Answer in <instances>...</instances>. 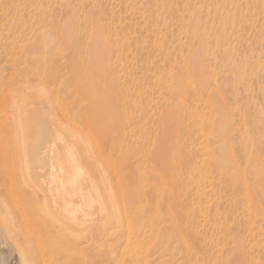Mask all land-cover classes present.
Listing matches in <instances>:
<instances>
[{
	"label": "rangeland",
	"instance_id": "obj_1",
	"mask_svg": "<svg viewBox=\"0 0 264 264\" xmlns=\"http://www.w3.org/2000/svg\"><path fill=\"white\" fill-rule=\"evenodd\" d=\"M95 70L109 201L60 243L0 204V264H264V0H0V106Z\"/></svg>",
	"mask_w": 264,
	"mask_h": 264
},
{
	"label": "bare ground",
	"instance_id": "obj_2",
	"mask_svg": "<svg viewBox=\"0 0 264 264\" xmlns=\"http://www.w3.org/2000/svg\"><path fill=\"white\" fill-rule=\"evenodd\" d=\"M102 61L98 58L97 63L92 64L93 67H99L100 65H97ZM75 70L79 73L78 69ZM97 71H93L90 89L84 86L77 76L75 83L72 79L74 85H71L69 90H60L62 94L59 89L55 90V99L42 84L36 85L37 89H33L31 80L27 78L16 89L17 92L13 90V93L5 97L0 106V174L3 175L5 185L7 184L6 187L4 186V189L6 188L4 196L0 197V204L4 207L1 209L6 210L5 206L7 207L10 202H18L19 209L14 204L18 213L9 211L10 215L8 218L5 217L8 219L6 220L7 225L17 223L19 217L28 225L27 222L32 219L30 216L37 215L30 214L32 205L36 201H41L43 210L41 214L39 213L41 216L38 215L37 225H34L37 227L33 230L37 229L35 233L39 231L40 239L43 242L60 243V238L65 235L60 236L62 231L59 230V227L55 231L56 233L54 231V233H50L52 231L48 230L47 232L43 231V227L46 228L44 225L46 220H53L60 226H67L72 223L71 227H73L77 221L81 223L79 219L84 215L86 216L91 209H93L94 214L97 205L104 206L105 201H109L108 198L104 197L105 190L101 188L106 172L99 163V158L103 152V149H99V145H101L99 142H101L100 139L107 140L110 138L108 136L111 133L107 134L108 138L106 134L102 133L105 130V124L102 122H106V119H103L102 116L104 115L99 114L98 110L103 107L98 108L101 105H98V101H100L98 98H101L102 95L98 97L100 95L98 92L101 89L98 91L96 84ZM31 73L34 74L35 72L31 71ZM42 79L52 83L54 76L51 73H45ZM102 91L104 90L102 89ZM59 96H64L67 100L59 102L57 100ZM103 112L105 113V111L101 112L100 110V113L104 114ZM102 127L104 130L101 129ZM110 131L112 130L110 129ZM113 139L111 138L110 141ZM17 174H22L24 177L21 178L20 182L15 180ZM19 200L22 202L21 204ZM33 219L32 221H34ZM29 224L31 223L29 222ZM11 226L12 229L16 227L12 224ZM65 226H63L64 231L66 230ZM63 227L60 228L63 229ZM68 227L70 228V226ZM30 229L28 230L30 231ZM4 233L8 234L9 232L6 224L4 225L0 219V243H4ZM36 235L39 237L38 234ZM62 240H65V236ZM64 242L61 241L62 245ZM52 258L58 260L60 255L55 253ZM1 259L0 254V262ZM42 260L44 259H41V262ZM29 261L23 262L25 264H37L34 260Z\"/></svg>",
	"mask_w": 264,
	"mask_h": 264
}]
</instances>
